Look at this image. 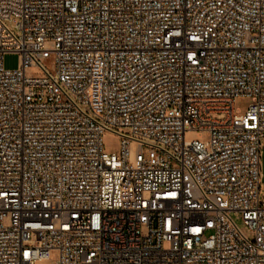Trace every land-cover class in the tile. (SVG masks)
Wrapping results in <instances>:
<instances>
[{"label":"built area","instance_id":"2783aa9c","mask_svg":"<svg viewBox=\"0 0 264 264\" xmlns=\"http://www.w3.org/2000/svg\"><path fill=\"white\" fill-rule=\"evenodd\" d=\"M263 142L264 0H0V264H264Z\"/></svg>","mask_w":264,"mask_h":264},{"label":"rangeland","instance_id":"374dc122","mask_svg":"<svg viewBox=\"0 0 264 264\" xmlns=\"http://www.w3.org/2000/svg\"><path fill=\"white\" fill-rule=\"evenodd\" d=\"M19 65V55L15 53H9L4 56V67L6 69H15ZM251 103V99L245 96L237 97L235 100V108L236 112L239 115H244L249 108ZM185 139L187 141L192 140H200V141H207L208 138L205 133L200 134L196 131H187L185 132ZM121 147V140L113 135V134H106L103 138V149L106 153H118ZM260 190H259V200L260 203L264 204V142L261 148V159H260ZM234 220L239 225L241 230L250 238H253V234L249 231L247 226L244 225L241 216L238 214L233 215ZM57 258V254L55 252L52 253V260ZM36 264H51V260L49 261H38Z\"/></svg>","mask_w":264,"mask_h":264}]
</instances>
